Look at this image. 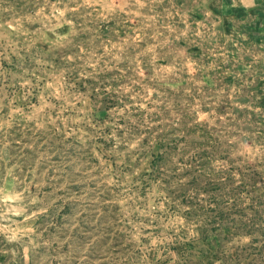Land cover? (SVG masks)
Listing matches in <instances>:
<instances>
[{
	"label": "rangeland",
	"instance_id": "rangeland-1",
	"mask_svg": "<svg viewBox=\"0 0 264 264\" xmlns=\"http://www.w3.org/2000/svg\"><path fill=\"white\" fill-rule=\"evenodd\" d=\"M0 264H264V0H0Z\"/></svg>",
	"mask_w": 264,
	"mask_h": 264
}]
</instances>
